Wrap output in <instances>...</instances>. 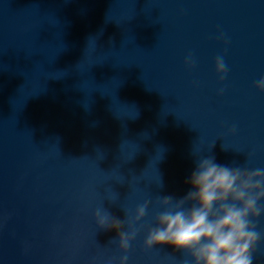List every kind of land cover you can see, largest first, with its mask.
Returning <instances> with one entry per match:
<instances>
[{
	"label": "water",
	"instance_id": "1",
	"mask_svg": "<svg viewBox=\"0 0 264 264\" xmlns=\"http://www.w3.org/2000/svg\"><path fill=\"white\" fill-rule=\"evenodd\" d=\"M261 78L264 0H0V264H120L95 213L146 201L128 264H184L144 248L157 201L208 156L264 169Z\"/></svg>",
	"mask_w": 264,
	"mask_h": 264
},
{
	"label": "clouds",
	"instance_id": "2",
	"mask_svg": "<svg viewBox=\"0 0 264 264\" xmlns=\"http://www.w3.org/2000/svg\"><path fill=\"white\" fill-rule=\"evenodd\" d=\"M185 63L194 66L191 55ZM215 64L223 80L227 73L223 57L217 56ZM256 87L264 91V78ZM196 164L188 181L192 190L186 196L178 200L159 197L157 203L163 211L148 229L144 248L171 246L186 254L184 264H253L262 237L256 221L264 213L260 203L264 200V169L220 165L212 156ZM149 203L137 207L134 218L127 221V230H122L125 220L116 219L105 208L95 213L99 229L118 232L119 249L124 253L120 264H128L132 241L143 228L136 225L147 215Z\"/></svg>",
	"mask_w": 264,
	"mask_h": 264
}]
</instances>
